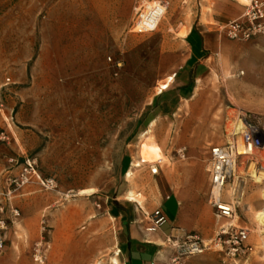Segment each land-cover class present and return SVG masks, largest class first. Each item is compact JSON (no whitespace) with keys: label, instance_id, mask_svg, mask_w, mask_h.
<instances>
[{"label":"rangeland","instance_id":"1","mask_svg":"<svg viewBox=\"0 0 264 264\" xmlns=\"http://www.w3.org/2000/svg\"><path fill=\"white\" fill-rule=\"evenodd\" d=\"M164 1L157 28L136 33L130 27L138 0H0V216L7 220L0 264H40L38 243L44 264H112L118 249L119 260L120 222L111 202L153 208L189 178L179 166L191 154L204 161L197 215L207 225L186 235L212 247L180 256L174 246V258L264 264V223L256 218L264 206V178H256L264 172V147L238 156L227 178L223 198L235 206L232 219L216 217L207 202L209 149L227 144L237 116H250L264 145V67L253 66L259 60L248 50L252 41L226 38L223 55L191 96L148 130L143 116L181 65L197 10L195 0ZM182 146L186 154L178 158ZM156 160L161 169L152 174ZM28 161L54 190L34 176L16 190L9 184ZM221 222L247 230L240 255L213 246Z\"/></svg>","mask_w":264,"mask_h":264},{"label":"crops","instance_id":"2","mask_svg":"<svg viewBox=\"0 0 264 264\" xmlns=\"http://www.w3.org/2000/svg\"><path fill=\"white\" fill-rule=\"evenodd\" d=\"M197 7L193 22L186 28V54L177 71L171 75L167 86L157 92L151 101V107L143 116V123L148 127L174 112L178 100L187 99L194 90V83L209 71L218 55H223L229 43L219 29V24L240 16L243 4L237 0H195ZM248 43V50L259 62L253 66L264 67V38L259 37ZM172 81V86L169 87ZM175 108V107H174ZM180 164V170H186L189 178L181 187L171 188L158 199L157 204L149 210L141 207L131 209L120 200L111 202L110 207L120 222V264H172L174 258L173 241L183 239L194 228H204L206 221L198 218V196L200 194L196 181L204 171V161L193 160V155ZM167 181V179H166ZM198 182V181H197ZM160 208L166 220L154 231H146L149 214ZM227 222H221L225 225ZM210 234L204 229L202 237ZM119 249L117 250L118 254ZM186 264H202L196 259H186Z\"/></svg>","mask_w":264,"mask_h":264},{"label":"built area","instance_id":"3","mask_svg":"<svg viewBox=\"0 0 264 264\" xmlns=\"http://www.w3.org/2000/svg\"><path fill=\"white\" fill-rule=\"evenodd\" d=\"M243 10L240 16L221 22L218 26L223 35L232 40L248 42L254 38L264 36V0H245ZM167 2L164 0H138L135 7V18L131 24L130 31L136 33H149L154 31L164 13L166 12ZM240 129L236 128L237 124L230 128L229 141L225 145H213L209 149L208 155V190L207 202L214 209V214L218 218L232 219L235 214V206L232 202L223 198V190L227 178L232 174L235 160L238 156L251 155L257 148L264 147L261 139L257 136V126L255 122L246 113L237 116ZM240 141V144H239ZM238 144L242 147L238 149ZM178 158H184L186 154L185 147L176 149ZM142 159V158H141ZM159 160V159H158ZM158 160L149 164V170L152 174L160 172ZM142 162H146L143 159ZM39 176L35 164L26 162L18 173L9 179V184L13 188L19 189L32 178ZM43 186L48 188L52 185V180L41 179ZM3 205L0 206V212H3ZM13 216L19 214L18 209L10 207ZM149 225L146 231L156 230L166 220L160 208L154 209L149 214ZM7 228V220L0 216V252L5 246V230ZM248 232L246 229L237 227L233 223L220 225L219 231L214 238L213 246L220 247L231 256L240 255L247 247L245 241ZM177 253L181 255H193L203 252L206 248L212 247L206 244L197 235L188 234L183 240H176ZM34 258L40 264H44L45 255L38 243L35 247ZM176 256L173 261H176ZM176 263L180 264V262ZM175 263V264H176Z\"/></svg>","mask_w":264,"mask_h":264},{"label":"bare ground","instance_id":"4","mask_svg":"<svg viewBox=\"0 0 264 264\" xmlns=\"http://www.w3.org/2000/svg\"><path fill=\"white\" fill-rule=\"evenodd\" d=\"M61 106H62V105H61ZM59 108H60V107H59ZM154 121H155V120H153V121H151V122L149 123L148 130H149L150 128L153 127ZM236 124L238 125V126H236V128L240 129L241 126H240V124H239L238 121H236L235 125H236ZM239 144H240V141H239ZM239 144H238V149L241 150L242 147H241ZM138 166H139V162H137V161L133 162L132 167H138ZM131 175H132V170H131V168H130V169H128V170L126 171V178H130ZM259 177L264 178V172H259L256 178H259ZM54 189H55L54 187H52L51 185H48V190L51 191V190H54ZM92 192H93V189H91V188H90V189H83V190L81 189V190L79 191V194L92 193ZM135 197H140V198L143 200V198L141 197V195H140L139 193L136 194ZM256 218L258 219V221L264 223V206H261L260 209H258V210L256 211ZM227 223H230V222H227ZM225 225H226V224H225ZM173 246H176V240L173 241ZM116 254H117V251L115 252V255H113V256L111 257V262H112V264H119V260H118V258H117V256H116Z\"/></svg>","mask_w":264,"mask_h":264},{"label":"trees","instance_id":"5","mask_svg":"<svg viewBox=\"0 0 264 264\" xmlns=\"http://www.w3.org/2000/svg\"><path fill=\"white\" fill-rule=\"evenodd\" d=\"M111 213H112L114 216H116V213H115L113 210H111Z\"/></svg>","mask_w":264,"mask_h":264}]
</instances>
